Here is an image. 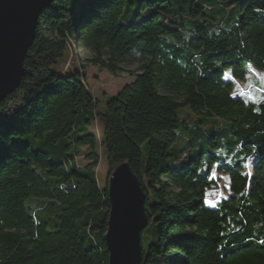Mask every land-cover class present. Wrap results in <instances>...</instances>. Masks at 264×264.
<instances>
[{"label": "trees", "instance_id": "obj_1", "mask_svg": "<svg viewBox=\"0 0 264 264\" xmlns=\"http://www.w3.org/2000/svg\"><path fill=\"white\" fill-rule=\"evenodd\" d=\"M66 53L79 68L53 70ZM86 65L134 80L101 111ZM263 73L264 0H53L0 101V264H108L122 162L145 194L139 264H264V89L236 87Z\"/></svg>", "mask_w": 264, "mask_h": 264}, {"label": "water", "instance_id": "obj_2", "mask_svg": "<svg viewBox=\"0 0 264 264\" xmlns=\"http://www.w3.org/2000/svg\"><path fill=\"white\" fill-rule=\"evenodd\" d=\"M53 0H0V101L19 86L23 60L42 11ZM110 208L104 242L108 264H139L140 232L147 225L145 194L127 162L107 178Z\"/></svg>", "mask_w": 264, "mask_h": 264}, {"label": "rangeland", "instance_id": "obj_3", "mask_svg": "<svg viewBox=\"0 0 264 264\" xmlns=\"http://www.w3.org/2000/svg\"><path fill=\"white\" fill-rule=\"evenodd\" d=\"M85 55L83 50L78 51V56L82 59ZM68 63H71V66L66 67ZM77 67L79 68L77 61L69 57L66 53L62 58L57 60V63L52 66V69L70 73ZM83 74L85 76V84L98 99V109L101 111L105 108V104L110 98L114 97L125 85L132 83L134 80V75H130L126 72L114 76L106 70L92 65H86L83 69ZM252 80H255V82ZM236 87L238 93L253 100H257L260 91L264 89V73L255 74L254 78H249L247 82L238 84ZM218 122L222 123L221 120H218ZM90 130L95 132L97 137L96 150L98 154V164L95 169L96 177L99 185L104 186L108 174V164L105 149L98 141L102 139V125L100 122L97 124L93 123L90 126Z\"/></svg>", "mask_w": 264, "mask_h": 264}]
</instances>
